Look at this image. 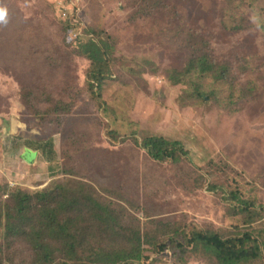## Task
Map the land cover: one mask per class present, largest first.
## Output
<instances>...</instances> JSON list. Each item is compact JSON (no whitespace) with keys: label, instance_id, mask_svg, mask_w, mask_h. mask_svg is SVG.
<instances>
[{"label":"rangeland","instance_id":"rangeland-1","mask_svg":"<svg viewBox=\"0 0 264 264\" xmlns=\"http://www.w3.org/2000/svg\"><path fill=\"white\" fill-rule=\"evenodd\" d=\"M50 1L0 0L7 10L0 22V185L42 188L62 176L59 156L66 149V164L103 200L123 205L128 227L143 234L151 235V219L221 235L245 229L227 211L228 193L208 183L264 203V0ZM63 12L74 20L72 38H94L83 31L92 27L115 46L114 76L101 89L104 108L86 90L89 61L68 43ZM206 51L230 66L228 81L197 74L176 85L167 80L192 53ZM201 86L213 97H198ZM57 100L72 105L58 120L50 110ZM107 123L122 135L180 140L196 169L158 163L130 139L113 144ZM210 160L215 179L204 176ZM196 179L205 186L196 187ZM122 185V197L104 190L119 194ZM144 247L150 264H179L168 250ZM0 261L32 264V252L20 239L0 237Z\"/></svg>","mask_w":264,"mask_h":264},{"label":"trees","instance_id":"trees-1","mask_svg":"<svg viewBox=\"0 0 264 264\" xmlns=\"http://www.w3.org/2000/svg\"><path fill=\"white\" fill-rule=\"evenodd\" d=\"M50 2L54 13L57 12L55 3ZM60 20L66 39L75 53L89 61L86 90L99 108H104L106 104L102 100L101 89L114 76L115 46L108 38L101 36V31L92 27L83 28V31L94 38H72L76 28L74 20L68 17H61ZM69 36L75 41L71 42ZM230 71L227 63H218L206 51L192 53L183 69L172 70L167 80L176 85L182 78L197 74L199 79L212 76L215 83H224L228 81ZM200 88L198 97L203 100L205 96L208 100L213 97L203 86ZM22 95L28 97L24 91ZM36 98L29 100L31 106H34ZM50 110L56 113L58 120L72 110V105L57 100ZM106 127L113 144L130 139L158 163H184L196 169L180 140L163 134L144 138L133 133L122 135L111 123H107ZM59 158L62 176L52 178L42 188L18 185L8 190V182L0 185V237L8 242L20 239L28 245L32 252V264H150V258L145 254V244L151 246L150 251L154 254L168 250L179 264H185L191 258L206 260L209 264H263L264 223L256 222L264 219V203L250 200L239 188H230L215 180L208 183L210 190L228 193L226 198L230 202L227 211L241 217L246 227L237 234L221 235L214 230L201 231L195 224L187 226L183 222L151 219L153 229L148 235L143 234L140 228L128 227L130 224L127 219L124 220L126 208L123 205L103 200L96 187L77 176L78 172L66 164V149L60 152ZM212 162L210 160L205 164L204 176L215 179L216 172L210 170ZM197 180L194 182L196 187L205 186V183ZM122 187H118L119 194L104 190L122 197L126 192ZM0 264L4 262L0 261Z\"/></svg>","mask_w":264,"mask_h":264},{"label":"clouds","instance_id":"clouds-1","mask_svg":"<svg viewBox=\"0 0 264 264\" xmlns=\"http://www.w3.org/2000/svg\"><path fill=\"white\" fill-rule=\"evenodd\" d=\"M7 10L0 8V22H6Z\"/></svg>","mask_w":264,"mask_h":264},{"label":"crops","instance_id":"crops-1","mask_svg":"<svg viewBox=\"0 0 264 264\" xmlns=\"http://www.w3.org/2000/svg\"><path fill=\"white\" fill-rule=\"evenodd\" d=\"M24 154H25V152H24V153H23V155H22V156H23V158H24V160H25V162H26L27 164H29V163H32V162H33V160H34V156H33V159H32V161H31V162H29V161H27V160H26V158H25V155H24ZM34 155L36 156V153H34Z\"/></svg>","mask_w":264,"mask_h":264},{"label":"built area","instance_id":"built-area-1","mask_svg":"<svg viewBox=\"0 0 264 264\" xmlns=\"http://www.w3.org/2000/svg\"><path fill=\"white\" fill-rule=\"evenodd\" d=\"M66 8V7H65ZM62 11H63V8L61 9V15H62ZM67 15H68V13H66V12H63V18H66L67 17Z\"/></svg>","mask_w":264,"mask_h":264}]
</instances>
